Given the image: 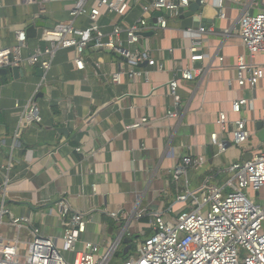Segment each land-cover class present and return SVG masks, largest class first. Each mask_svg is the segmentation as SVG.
<instances>
[{
  "label": "crops",
  "instance_id": "crops-1",
  "mask_svg": "<svg viewBox=\"0 0 264 264\" xmlns=\"http://www.w3.org/2000/svg\"><path fill=\"white\" fill-rule=\"evenodd\" d=\"M202 1L193 17L165 10L147 15L153 25L163 17L167 27L142 37L139 47L149 49L157 64L139 66L147 74L139 79L125 73L113 84L119 58L93 46L83 55L84 70H77L72 50L60 51L44 85L38 67L26 66L20 79L9 70L0 73V182L6 183V190H0V211L4 200L9 212L1 229L4 238L16 236L10 215L30 219L44 237L60 238L56 203L64 198L86 216V231L77 249L89 242L101 245L104 253L117 244L116 255L123 259L125 240L135 247L153 234V214L167 221L177 218L183 208L177 202L180 193L199 190L208 177L226 185L232 178L227 173L232 163L264 150L257 128L264 117V81L256 90L236 82L238 59L248 58L239 37V19L246 11L264 12V0H223L222 8L220 0ZM41 2L2 0L1 47L15 44V30L36 26ZM46 6L48 15L42 17L46 25L70 20L72 2L53 0ZM102 14L103 31L110 33L116 25L134 24L142 10L135 6L124 17L106 9ZM76 25L84 29L88 22L81 18ZM201 28L208 31L201 34ZM40 32L38 28L37 36L29 38L31 47L38 45ZM192 37L201 42L197 59L190 53ZM190 68L201 69L202 76L182 80V72ZM128 69L124 65L123 70ZM175 78L180 79L178 104L168 88ZM242 97L254 99V109L235 115L232 103ZM30 100L38 105L43 121L20 127L21 110L15 103L26 105ZM169 111L177 117L169 118ZM222 112L231 121L247 120L249 143L241 147L230 143V130L224 133L217 125ZM144 118L147 125L130 128ZM213 134L228 143L226 151L213 145ZM188 156L203 157L205 163L176 186L171 173ZM26 228L20 231L25 242L30 241ZM67 258L72 260L73 255Z\"/></svg>",
  "mask_w": 264,
  "mask_h": 264
},
{
  "label": "built area",
  "instance_id": "built-area-1",
  "mask_svg": "<svg viewBox=\"0 0 264 264\" xmlns=\"http://www.w3.org/2000/svg\"><path fill=\"white\" fill-rule=\"evenodd\" d=\"M20 1L29 5L38 3V0ZM52 1L42 0L39 18L48 15L46 5ZM65 1H70L73 5L69 11L70 20L57 23L53 27H41L37 46H30L27 28L14 31L13 46H0V71H8L14 67H38L44 72L41 78V85H44L47 83L46 75L52 69L54 59L60 51L72 50L77 70H84L83 55L93 46L119 58L120 69L112 75L113 84H118L125 73L130 79H139L147 75L138 69L139 66L146 63L150 66L157 64L149 49L139 47L143 35L167 27V21L163 17L158 18L157 24L153 25L147 15L151 11L161 10L172 14L179 13V9L189 7L190 3V0H153L151 4L147 0ZM135 6L142 10L138 21L126 28L116 25L110 33L103 31L100 21L103 16L102 9H106L109 14L124 17ZM222 7L223 0H220L219 8ZM2 8L0 0V22ZM81 18L88 22L84 29L76 25ZM207 31L206 28H201L199 32L203 34ZM238 32L248 51V58L239 57L236 82L241 88L256 90L264 81V12H244L239 19ZM192 39L190 53L192 59H197L201 42L198 38ZM126 64L129 66L128 72L123 70ZM202 73L201 69L190 68L182 72L181 79L192 81L202 76ZM179 82L180 79L175 78L168 85L176 104L180 102L177 94ZM254 104V99L242 97L233 101L231 111L240 115L246 108L253 110ZM15 108L21 110L20 127L42 123L38 105L32 100L26 105L17 101ZM168 117L174 118L177 114L169 111ZM148 123L149 120L144 118L130 128L136 129ZM262 123L264 128V117ZM217 125L224 133L230 130L232 145L241 147L250 142L252 133L246 119L237 118L231 121L228 114L222 112ZM211 138L220 152L226 151V141H219L216 134ZM204 163L203 157H184L171 173L173 184L178 186L183 178H187L190 170L199 169ZM227 173L232 178L224 186L208 177L199 190L193 192L187 188L180 193L177 202L183 208L175 220L167 221L163 215L153 214V234L141 243L138 250H132L123 258L121 264H264V208L244 192L252 191L260 197L264 190V150H259L252 159L232 163ZM5 184L0 182V190H6ZM56 208L62 222L60 238L44 237L41 229L30 219L13 215H10V225L15 228L16 236L4 238L1 229L5 224L4 217L9 212L5 210L3 200L0 211V264H110L119 246L110 245L102 253L101 245L86 242L84 249L78 250L77 246L86 231L85 214L72 208L64 198L56 203ZM112 216L117 217L116 214ZM24 227H27L30 237L27 242L20 232ZM67 254L73 255L72 260L67 258Z\"/></svg>",
  "mask_w": 264,
  "mask_h": 264
},
{
  "label": "water",
  "instance_id": "water-1",
  "mask_svg": "<svg viewBox=\"0 0 264 264\" xmlns=\"http://www.w3.org/2000/svg\"><path fill=\"white\" fill-rule=\"evenodd\" d=\"M201 8H202L201 0H190L189 7L179 9V14L186 16V17H193L196 13H198L200 11ZM160 14H162V13H160ZM45 26L53 27V25H46L43 18H40L39 21L37 22L36 26H31L26 30L27 37L28 38H35L37 36L38 28L45 27ZM145 36H148V35H145ZM9 71H10V73H12V75L14 76L15 79H20V74H23L22 69H20L18 67H14V68L10 69ZM6 72H7V70H1L0 71V73H3V74H6ZM40 74L42 77L44 75V72L42 70H40ZM257 128L260 131L259 132L260 137L264 141L263 123H259ZM124 242L127 244V247H126L125 252H124V256H127L129 253L132 252V243H131V241H128V240H125Z\"/></svg>",
  "mask_w": 264,
  "mask_h": 264
},
{
  "label": "rangeland",
  "instance_id": "rangeland-1",
  "mask_svg": "<svg viewBox=\"0 0 264 264\" xmlns=\"http://www.w3.org/2000/svg\"><path fill=\"white\" fill-rule=\"evenodd\" d=\"M1 22H2V21H1ZM1 22H0V23H1ZM45 27H46V26H45ZM252 158H253V157H252ZM252 158L250 157L249 159H252ZM249 159L246 158V160H249ZM244 192L248 195V197H249L252 201L256 202L257 204L261 205L262 208H264V190H263V192L261 193V196H260V197L254 195V194L252 193V191L244 190ZM142 242H143V241H140V243H138L139 245L135 246V249H136V250H138V249L140 248ZM121 263H122V259H121V257H120V254L118 253L116 256H114V258H113V260L111 261L110 264H121Z\"/></svg>",
  "mask_w": 264,
  "mask_h": 264
},
{
  "label": "trees",
  "instance_id": "trees-1",
  "mask_svg": "<svg viewBox=\"0 0 264 264\" xmlns=\"http://www.w3.org/2000/svg\"><path fill=\"white\" fill-rule=\"evenodd\" d=\"M6 80V78H2V81L4 82ZM132 250H136L135 247H132ZM124 258H126V256L123 255Z\"/></svg>",
  "mask_w": 264,
  "mask_h": 264
}]
</instances>
